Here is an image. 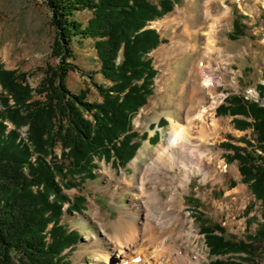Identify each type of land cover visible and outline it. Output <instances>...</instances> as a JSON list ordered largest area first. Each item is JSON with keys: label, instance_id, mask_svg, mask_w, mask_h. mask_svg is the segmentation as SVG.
<instances>
[{"label": "trees", "instance_id": "trees-1", "mask_svg": "<svg viewBox=\"0 0 264 264\" xmlns=\"http://www.w3.org/2000/svg\"><path fill=\"white\" fill-rule=\"evenodd\" d=\"M55 29L52 56L36 88L27 75L0 67V264H71L64 252L81 236L61 225L65 211L84 210L85 197L74 202L64 193L79 179L94 180L95 161L128 163L139 148L132 121L152 95L157 71L149 54L163 43L147 29L173 9L172 0H44ZM89 11L86 23L76 15ZM94 41L100 72L111 87L96 85L101 102H89V89L74 93L67 81L80 72L73 42ZM83 41V42H82ZM260 100L234 97L217 115H242L240 130H253L254 142L245 147L230 142L229 162L238 161L242 183L262 206L254 234L231 240L220 225L204 228L214 264H254L264 244V86ZM42 100H34V96ZM9 123L13 129L5 124ZM23 128H27L22 136ZM62 150L61 157L56 150ZM69 205L66 208V205Z\"/></svg>", "mask_w": 264, "mask_h": 264}, {"label": "rangeland", "instance_id": "rangeland-1", "mask_svg": "<svg viewBox=\"0 0 264 264\" xmlns=\"http://www.w3.org/2000/svg\"><path fill=\"white\" fill-rule=\"evenodd\" d=\"M186 1L172 0V11L147 27L155 29L163 43L149 54L157 75L152 85V95L132 121V132L137 134L135 142L139 143L134 157L126 164L96 159L94 180L87 179L81 183L76 179L74 182L78 187L64 190L73 202L79 197H85L84 210L75 213L65 211L61 218V225L66 230L75 231L81 236L77 245L64 252L71 264H105L102 255L111 250L112 237L121 229L119 225L143 228L144 212L139 211V189L137 186H127L126 178L132 180L134 176L136 184L144 165L156 148L169 137L171 120H181V116L198 103H203L209 109L210 118L216 121L217 129L210 128V133L214 140L211 147L217 157L215 167L218 177L210 182H202L201 178L191 182V190L183 193V213L188 221L185 226L180 222L168 232L176 230L177 234L181 230H190L192 221L197 240L195 244H190L185 238L180 241V245L200 250L204 257L203 264H214L218 259L237 258L238 255L230 254L223 258L213 255L206 242L204 228L220 225L225 229L227 238L246 240L247 233L254 234L258 227L257 222L262 217L261 203L256 201L249 186L242 183L239 162L227 160L233 151L222 145L230 142L245 147L241 141L254 142L253 130H235L231 116L217 115V110L220 106L230 108V101L234 97L260 100L257 92L264 86V6L262 0H242L246 4L245 9L251 12L246 14L235 0H225L231 14L218 35L220 56L215 53V57L222 68L216 71L213 94L204 92L198 96L195 93L191 99L193 104L188 103L183 109L182 103L188 102L191 80L196 78L195 69L197 76L203 73L197 69L196 57L197 53L204 51L205 40L199 35L194 40L191 37L185 38L189 41L186 46L183 45L184 53L176 52L175 57L168 56V53L158 56V51L181 39L184 25L176 24L161 29L157 24L176 14L185 6ZM201 6L202 0H197L199 16ZM219 6L225 8L221 3ZM90 17L89 11L76 15L83 23ZM55 36V29L51 26V12L44 0H0V67L26 74L32 88L39 85L47 66L55 67L59 62L52 56ZM93 43L91 39L83 43L78 39L73 42L75 64L80 72L71 73L67 85L74 93L88 88V101L101 102L96 85L111 87L112 83L100 72L101 63ZM212 59L215 62L213 56ZM159 78H163L165 87H162L163 83H158ZM42 99V96H34V100ZM2 111L0 103V113ZM248 120L251 122V118ZM5 124L13 129L11 124ZM26 131L27 128H23V137ZM61 152L60 148L56 150L59 158ZM168 196L169 193L165 192L164 197ZM169 234L163 236L165 246L172 243ZM257 255L254 264H264V244L260 246Z\"/></svg>", "mask_w": 264, "mask_h": 264}, {"label": "bare ground", "instance_id": "bare-ground-1", "mask_svg": "<svg viewBox=\"0 0 264 264\" xmlns=\"http://www.w3.org/2000/svg\"><path fill=\"white\" fill-rule=\"evenodd\" d=\"M196 1L187 0L176 14L157 24L161 29L176 24L184 25L181 39L158 51V56H162V53H168V56H174L176 52L184 53L183 45L186 46L189 41L185 38L191 37L194 40L199 35L205 40L204 51L197 53L196 57L197 69L203 73L197 76L195 69L196 78L191 80L188 102L182 103L183 109L188 103L193 104L191 99L195 93L198 96L204 92L213 94L216 71L222 68L215 57V53L220 56V49L217 48L218 35L231 14L225 0H202L199 16ZM220 3L225 6L224 9L219 6ZM235 3L246 14L251 13L245 9L244 1L235 0ZM262 3L264 6V0ZM158 83H163L162 87L166 85L163 78H159ZM208 110L203 103H198L195 107H190L181 116V120L172 119L169 137L156 148L144 165L136 184L134 176L132 180L126 178L127 186H137L139 189V211L144 212L143 228L119 225L121 229L112 237L111 250L102 255L105 264H203L204 257L200 250L180 245V241L185 238L190 244H195L197 234L192 221L190 230H181L177 234L176 230H168L178 226L180 222L185 226L188 221L183 213V193L191 190V182L196 178H201L202 182H210L218 177L215 167L217 157L211 147L214 140L210 133V128L217 125L210 118ZM165 192L169 193L167 198L164 197ZM164 234H169L172 238V243L167 246Z\"/></svg>", "mask_w": 264, "mask_h": 264}, {"label": "crops", "instance_id": "crops-1", "mask_svg": "<svg viewBox=\"0 0 264 264\" xmlns=\"http://www.w3.org/2000/svg\"><path fill=\"white\" fill-rule=\"evenodd\" d=\"M227 107V106H225ZM232 108V106H230ZM227 116V115H226ZM231 116V121L233 122V127L235 130L237 131H243L240 130V126L237 122H241V121H249L248 118L242 116V115H230Z\"/></svg>", "mask_w": 264, "mask_h": 264}]
</instances>
